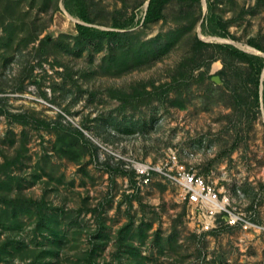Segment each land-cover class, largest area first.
Listing matches in <instances>:
<instances>
[{"label": "rangeland", "instance_id": "374dc122", "mask_svg": "<svg viewBox=\"0 0 264 264\" xmlns=\"http://www.w3.org/2000/svg\"><path fill=\"white\" fill-rule=\"evenodd\" d=\"M63 1L0 0V264H264V230L200 236L175 188L136 190L126 168L199 146L202 172L227 165L250 202L263 193L264 228L262 85L258 107L247 64L220 76L195 48L257 55L264 0H173L152 24L148 0H85L87 26L122 35L84 50ZM211 16L229 36L205 33Z\"/></svg>", "mask_w": 264, "mask_h": 264}, {"label": "built area", "instance_id": "2783aa9c", "mask_svg": "<svg viewBox=\"0 0 264 264\" xmlns=\"http://www.w3.org/2000/svg\"><path fill=\"white\" fill-rule=\"evenodd\" d=\"M203 151L193 144L172 146L155 164L128 160L126 168L134 173L136 190L143 191L154 177L175 188L189 224L200 236L227 230L246 233L264 230L255 223L263 193L254 190L250 202L244 190L245 173L240 171L243 175L238 174V179L227 165L202 172L197 159Z\"/></svg>", "mask_w": 264, "mask_h": 264}, {"label": "trees", "instance_id": "16d2710c", "mask_svg": "<svg viewBox=\"0 0 264 264\" xmlns=\"http://www.w3.org/2000/svg\"><path fill=\"white\" fill-rule=\"evenodd\" d=\"M173 0H150L148 3V7L145 13V18L143 24H152L157 21H160L164 18V13L166 7ZM181 2H193L195 4H200L201 0H179ZM64 9L66 12L74 18L80 20L82 24L76 25L77 35L75 37V47L81 50L87 48L91 43L95 41H100L102 39H116L120 37L122 34L116 31H102L87 25L93 24V20L88 12L87 4L85 0H64L63 1ZM129 26V23L120 24L115 23L113 25L114 29L125 30ZM203 30L206 34L213 37H221L226 38L229 36L227 31V24L223 23L221 19H218L215 16H211L206 19L204 25H202ZM47 44V40L43 42ZM248 44L255 48L258 51L264 52V49L254 40H250ZM196 51H210V64L215 61H221L223 65V69L220 71L219 75L224 76L226 72V68L229 63H244L247 64L248 69L250 70L251 79H253L254 83V92L252 97L254 102L259 107L261 102L260 96V86L262 85V99L264 102V79L261 82V75L264 69V58L257 55H250L243 51L238 50L232 45H218V44H207L199 39L195 41ZM209 66V65H208ZM208 66L206 71L208 70ZM239 99L243 100L240 94L237 95ZM264 108V105H263ZM16 117V116H14ZM80 137H83L82 134L77 131Z\"/></svg>", "mask_w": 264, "mask_h": 264}, {"label": "water", "instance_id": "95a60500", "mask_svg": "<svg viewBox=\"0 0 264 264\" xmlns=\"http://www.w3.org/2000/svg\"><path fill=\"white\" fill-rule=\"evenodd\" d=\"M149 1H150V0H148L147 3H146V4H147V7H148V3H149ZM82 25H84V24H82ZM203 41H205V40H203ZM224 43H225V42H224ZM225 44H231V43H225ZM255 51H256V50H255ZM256 54H257V55H262V54L258 53V51H256ZM262 56H263V55H262ZM263 58H264V56H263ZM262 76H263V75H262ZM216 79H218V78H216ZM219 82H220V81H219V79H218L217 83H219Z\"/></svg>", "mask_w": 264, "mask_h": 264}, {"label": "crops", "instance_id": "0c3cea01", "mask_svg": "<svg viewBox=\"0 0 264 264\" xmlns=\"http://www.w3.org/2000/svg\"><path fill=\"white\" fill-rule=\"evenodd\" d=\"M159 179V178H158Z\"/></svg>", "mask_w": 264, "mask_h": 264}]
</instances>
